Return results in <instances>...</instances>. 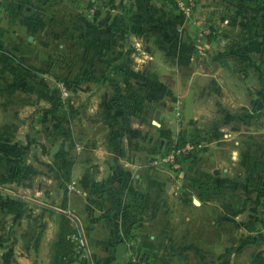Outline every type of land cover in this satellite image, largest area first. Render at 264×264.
Masks as SVG:
<instances>
[{"label":"rangeland","instance_id":"1","mask_svg":"<svg viewBox=\"0 0 264 264\" xmlns=\"http://www.w3.org/2000/svg\"><path fill=\"white\" fill-rule=\"evenodd\" d=\"M89 1L60 0L49 9L50 4L39 7L28 19L33 21V27L24 20L7 25L5 13H0V33L4 38L0 48L6 66L12 69L10 79L0 74L2 82L12 84L11 90L0 85V103L10 97L22 101L0 104V228L10 223L8 238L12 243L23 237L30 244L37 243L41 227L35 228L36 224L48 222L39 216L47 214L50 218L51 213L47 205L37 202L36 195L47 204L63 205V183L69 179L68 164L74 158V148L83 144L80 135L109 128L106 124L112 122L110 118L116 119L112 115L120 110L130 116L122 122L124 129L135 128L131 145L137 144L136 135L149 133L153 138L149 144L156 152L150 163L164 153L169 141L186 140L195 145L191 151L196 155L189 160V169H173L161 162L154 166L169 168L174 177H181L187 169L192 178L214 182L204 193L218 195L216 207L220 215L217 218L215 212L205 209L198 216L200 213L204 218L206 227L211 225V219L219 225L220 252L231 243L238 245L248 233L247 221L257 219L259 225L255 218L258 198L251 183L264 172V64L259 50L264 35L263 14L254 10L252 0H245L250 5L197 0L192 18L186 19L172 0L167 13L183 23L186 49L182 50L187 54L178 55L172 44L165 57L127 59L126 67L139 62L154 67L156 81L162 80L170 87L156 89V100H134V108L129 109L133 106L110 105L115 90L101 86L113 76L99 73L104 63L93 57L91 46L95 43L89 40L90 35L85 39V22L96 19L95 12L100 11V5L89 11ZM53 12L58 18L50 23L48 18ZM137 15L127 5L122 7V16L130 19L142 17L148 21L153 17L146 11ZM41 19L44 26L37 23ZM245 20L249 23L247 29L242 26ZM169 29L164 33L172 36L173 29ZM29 34L37 35L39 40L28 43ZM67 44L70 52L64 55L69 59L59 61L63 57L58 49ZM118 76L122 81L134 79L129 70ZM135 76L140 80L147 77ZM120 89L128 95L147 92L122 86ZM127 109L129 112L124 111ZM140 127L143 132H138ZM26 163L27 172L17 178L18 167ZM248 206L254 210L247 211ZM232 210L239 212L234 220L228 218ZM203 236L211 238L210 231ZM83 252L88 263L92 262L91 254L94 264H98L91 251ZM226 253L220 255L221 260L228 258ZM244 256L240 250L232 258L241 264Z\"/></svg>","mask_w":264,"mask_h":264},{"label":"crops","instance_id":"2","mask_svg":"<svg viewBox=\"0 0 264 264\" xmlns=\"http://www.w3.org/2000/svg\"><path fill=\"white\" fill-rule=\"evenodd\" d=\"M59 1L3 0L0 3V13H5L7 25H15L19 20H24L25 24L33 27V21L28 19L35 13V9L48 4L56 5ZM229 2L232 5H250V2L245 0ZM88 5L89 11H94L93 7L100 5L99 8L96 7L100 9L95 12L96 19L85 22V39L90 35L89 40L95 43L91 46L94 50L93 57L101 59L104 63H101L99 73L113 76L101 84L115 90V97L111 99L110 105H127L125 101L128 100L129 105H135L134 100L138 98L146 101L156 100L155 90H166L170 88L169 85L161 82L162 80L156 81L154 67L141 65V62L126 67L125 62L131 57L141 61L165 57L172 44L178 55L187 54V51L184 53L182 50L186 49L183 23L167 13L168 6L173 5L172 0H90ZM124 5L136 15L146 11L153 17L148 21L142 17H136L135 20L124 17ZM246 22L247 20L242 25L247 26L245 29L249 26ZM37 23L45 25L42 19ZM233 24L237 25L236 22ZM169 27L173 29L172 36L170 33H164L171 30ZM30 35L33 36L32 40H29ZM2 39L4 38L0 33V43ZM38 40L37 35L27 36L28 43ZM87 50L85 49L86 52ZM2 52L4 51L0 48V74L3 73L5 77L8 75L10 79L12 69L6 66V57ZM89 70H92V67ZM127 70L132 74L131 78L134 77L132 81H122L118 76ZM135 74H145L147 77L140 80ZM113 78L115 81H112ZM3 81L0 79V85L4 84V89L11 90L12 84ZM120 85L124 89L147 92L139 96L136 93L128 95L120 91ZM21 86L26 91V84ZM13 101L22 102L10 97L4 98L0 104L11 105ZM2 111L5 112L4 109ZM116 113L112 115L116 119L110 118L112 122L106 124L109 128L80 135L83 144L74 148V158L68 164L69 179L63 183V186L66 184L62 199L65 204H47L44 198L36 195L37 202L47 205V212L51 213L50 218L47 214L39 216L47 218L48 222L43 220L42 223L36 224L35 228L41 227L37 231V243L30 244L24 237L21 241L12 243L8 238L11 232L10 223L8 222L7 227L5 223L2 225L0 264H51L60 212L76 215L80 219L87 242L86 247H75L78 255L69 258V264H94L91 254L89 259L92 262L86 261L84 249L93 253L98 264H132V260L138 256L145 257L152 264H237L232 257L240 250H243L245 255L241 264H264V209L258 190L253 186L258 198H255L258 201V204H255V218H258L259 225L256 224L257 219L247 221L249 230L242 241L238 245L231 243L220 252L219 225L211 219V225L206 227L204 218L200 213L198 216V212L203 214L205 209L215 212L216 216L220 215V208L216 207L218 195H206L198 177H191L187 170L190 167L181 177H174L168 172L169 168H159L150 163V157L156 152L154 145L151 147L149 144L153 142V138L149 133L140 137L136 135L137 144L131 145L135 128L125 130L122 126L123 120L130 116L120 110ZM38 116L41 117L40 113ZM138 132H143L142 128L138 129ZM28 167L26 163L25 173ZM252 185L251 183V187ZM178 208L182 209V212ZM248 208L247 211L254 210L252 207ZM236 212L232 210L228 218L234 220L239 213ZM26 227L25 225L24 228ZM208 231L211 238L203 236ZM121 241L127 244V250L121 256H116V247ZM207 247L208 253H204ZM223 253H226L228 258L221 260L220 255Z\"/></svg>","mask_w":264,"mask_h":264},{"label":"trees","instance_id":"3","mask_svg":"<svg viewBox=\"0 0 264 264\" xmlns=\"http://www.w3.org/2000/svg\"><path fill=\"white\" fill-rule=\"evenodd\" d=\"M252 1H253L252 2L253 5H254V7H253L254 10L258 13H262L263 18H264V0H252ZM52 6H54V5H48L47 8L49 9ZM89 7H90V5H89ZM57 18L58 17L53 12L50 15V17L48 18V21L50 23H54L55 20H57ZM260 39H261V45L259 46L260 61L262 64H264V35ZM52 42H54V40H52ZM58 46H59V44H58ZM58 50L60 52V56L63 57L62 59L58 58L59 61H65L66 57L69 59V56L64 55V53L68 54L70 52L68 44H67V46L62 45L61 47H59ZM49 56L51 57V55H49ZM112 81H115V79H112ZM118 93L120 94L121 92L119 91ZM127 102L125 101V104L129 105ZM130 106H133V107L129 108V109H132V108H134L135 105H130ZM124 111L129 112L128 109L124 110ZM185 141L186 140L178 141L176 143L181 145V144H184ZM173 143H174L173 141H169L170 145L167 146L164 144L165 148L167 146V148L164 150L167 151ZM159 144L161 145L163 143L161 141H159ZM195 155H196V151L195 152L189 151L186 154H184L183 156L179 157V161L182 163L181 167L182 168L183 167L189 168L188 166H190V161L194 158ZM24 172H25V165H20L18 167L17 174H16L17 178H22V175ZM252 183H253V186L258 190L262 204H263L264 203V172L259 173L257 175L256 180L252 181ZM212 184L214 185V182L213 183L212 182L207 183V182L201 181V188H203V190L206 189L208 191L211 188ZM263 209H264V207H263ZM75 233H78V228H77L76 222L73 218V215H70V214L65 213V212H60V214H59V229H58V232L56 235V240H55V244H54V252H53L51 264H69L68 263L69 258L78 255V251L75 249V247L78 245L70 237L71 234H75Z\"/></svg>","mask_w":264,"mask_h":264},{"label":"built area","instance_id":"4","mask_svg":"<svg viewBox=\"0 0 264 264\" xmlns=\"http://www.w3.org/2000/svg\"><path fill=\"white\" fill-rule=\"evenodd\" d=\"M3 0H0V3ZM179 10L181 13L187 18L191 19L193 10L195 5L197 4V0H175ZM195 145L190 142H185L184 144L179 145L178 143H173L170 148L161 154V156H157L151 162L153 165H157L158 163H168L170 167L173 169H181L182 163L179 161V157L183 156L187 152L191 151L192 147ZM73 218L76 222L78 233L71 234L70 237L74 240L77 245L81 247H86L87 242L85 238V234L83 232V226L81 224L80 219L75 215ZM132 264H152L148 259L145 257H135L132 260Z\"/></svg>","mask_w":264,"mask_h":264},{"label":"water","instance_id":"5","mask_svg":"<svg viewBox=\"0 0 264 264\" xmlns=\"http://www.w3.org/2000/svg\"><path fill=\"white\" fill-rule=\"evenodd\" d=\"M33 39V36L30 35L29 36V40H32ZM155 123H157V121L154 120ZM127 250V244L124 243L123 241H121L119 244H117V247H116V252H115V255L116 256H121L122 254H124Z\"/></svg>","mask_w":264,"mask_h":264}]
</instances>
